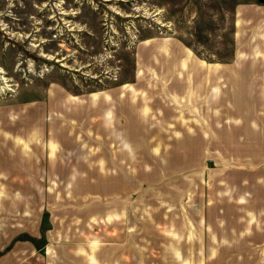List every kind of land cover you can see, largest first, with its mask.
Wrapping results in <instances>:
<instances>
[{"label": "rangeland", "instance_id": "374dc122", "mask_svg": "<svg viewBox=\"0 0 264 264\" xmlns=\"http://www.w3.org/2000/svg\"><path fill=\"white\" fill-rule=\"evenodd\" d=\"M262 181L264 0H0V264H252Z\"/></svg>", "mask_w": 264, "mask_h": 264}, {"label": "crops", "instance_id": "0c3cea01", "mask_svg": "<svg viewBox=\"0 0 264 264\" xmlns=\"http://www.w3.org/2000/svg\"><path fill=\"white\" fill-rule=\"evenodd\" d=\"M263 185H264V181ZM245 200L248 202L253 201V195L246 194L244 195ZM257 195L256 198L258 201H264V195L263 199L260 200ZM249 212H252L249 210ZM261 217L264 218V215ZM225 228V234L227 235L225 238H220L221 236L219 232L215 231L214 228L211 227H204L202 228L197 236V231L194 228L193 231V238L195 242H197V239L199 240V243H202V245L199 246L200 249H224V250H259L264 251V222L259 224H254L253 227L251 226H240V227H230L229 229ZM131 230V229H129ZM125 240H128L126 238ZM190 243L191 239L188 237L184 238L182 243ZM224 242L223 246L217 245L218 243ZM205 244V245H203ZM56 252H54L55 254ZM53 254V253H49ZM48 255V254H47ZM45 256L43 259V263L41 264H59L61 261L60 259L52 257V255ZM183 261L186 260L185 257H180ZM128 262V263H126ZM252 264H264V259H258L256 258L254 261H252ZM33 264H37V261L34 260ZM83 264V263H80ZM85 264H89V259L85 261ZM96 264H132V259L128 258V256H122L121 257H112L111 259H105V258H97ZM183 264H185L183 262ZM200 264V263H198Z\"/></svg>", "mask_w": 264, "mask_h": 264}]
</instances>
